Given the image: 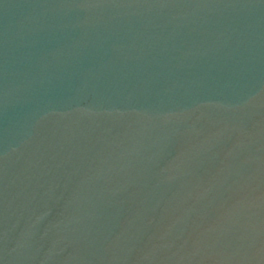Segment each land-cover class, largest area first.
Segmentation results:
<instances>
[{"label": "water", "instance_id": "95a60500", "mask_svg": "<svg viewBox=\"0 0 264 264\" xmlns=\"http://www.w3.org/2000/svg\"><path fill=\"white\" fill-rule=\"evenodd\" d=\"M0 264H264V0H0Z\"/></svg>", "mask_w": 264, "mask_h": 264}]
</instances>
